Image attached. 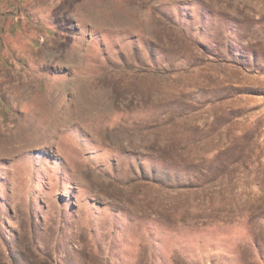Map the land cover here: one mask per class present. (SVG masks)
I'll return each mask as SVG.
<instances>
[{
	"label": "rangeland",
	"instance_id": "1",
	"mask_svg": "<svg viewBox=\"0 0 264 264\" xmlns=\"http://www.w3.org/2000/svg\"><path fill=\"white\" fill-rule=\"evenodd\" d=\"M0 45V264H264V0H0Z\"/></svg>",
	"mask_w": 264,
	"mask_h": 264
},
{
	"label": "trees",
	"instance_id": "2",
	"mask_svg": "<svg viewBox=\"0 0 264 264\" xmlns=\"http://www.w3.org/2000/svg\"><path fill=\"white\" fill-rule=\"evenodd\" d=\"M20 22H21V20H18V24L20 25ZM2 46L0 45V54H1V52H2Z\"/></svg>",
	"mask_w": 264,
	"mask_h": 264
}]
</instances>
